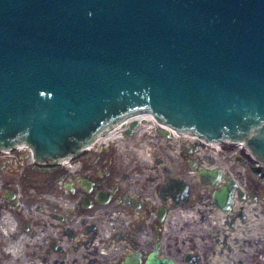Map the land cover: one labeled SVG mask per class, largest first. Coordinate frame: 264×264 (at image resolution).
<instances>
[{"label": "water", "instance_id": "95a60500", "mask_svg": "<svg viewBox=\"0 0 264 264\" xmlns=\"http://www.w3.org/2000/svg\"><path fill=\"white\" fill-rule=\"evenodd\" d=\"M144 113L264 166V0H0V152L51 168Z\"/></svg>", "mask_w": 264, "mask_h": 264}, {"label": "flooded vegetation", "instance_id": "af4514ba", "mask_svg": "<svg viewBox=\"0 0 264 264\" xmlns=\"http://www.w3.org/2000/svg\"><path fill=\"white\" fill-rule=\"evenodd\" d=\"M148 115L124 119L68 164L0 152L3 185L25 180L33 190L22 200L25 248H40V264H69L64 241L75 251L71 264H239L241 251L250 262L240 264H262L264 166L240 142L192 141ZM17 209L9 189L0 201L1 253L15 237ZM38 233L40 244L30 245Z\"/></svg>", "mask_w": 264, "mask_h": 264}, {"label": "rangeland", "instance_id": "374dc122", "mask_svg": "<svg viewBox=\"0 0 264 264\" xmlns=\"http://www.w3.org/2000/svg\"><path fill=\"white\" fill-rule=\"evenodd\" d=\"M192 141H195L194 139H191ZM197 142V141H196ZM22 153L25 151H21ZM30 164L31 162H26L25 164ZM16 167V165H14ZM31 176H33L34 174H37L36 171H31L30 172ZM1 179H7L6 177V173H3L2 175H0V201L4 202L5 201V196H6V192L9 191V189H12L16 194H17V200L19 201V206H21V214L19 213L20 211L17 209L16 212L19 213L21 215V218H19V216H16V223H17V227H16V231L14 233V236H10L8 239V248L7 250H5V254L0 252V264H40V259L39 257L41 256V251L40 248H35L31 246V248H29L27 250V248H25L24 246V241L21 238L23 236V234L27 233L24 231V224H23V215L26 214L28 216V209L25 206V203L23 200V198H25L26 196H28L29 194L33 193V190L31 188H28V186L26 185V181L24 180V183H18L21 187L16 186L14 189L12 187H6L5 185H3ZM34 206V203L30 204V212L33 213L34 215V210L32 209V207ZM22 221V222H21ZM264 229L261 227V232H263ZM30 241L29 244H34V245H38L40 244V236L39 233L38 235H36V237L33 236H29ZM27 241V240H26ZM18 242V243H17ZM66 241H64V245H63V249H64V255L63 257H61L62 260H66L69 264H71L72 259H74L75 257L73 256V253L75 251H73L72 246L70 245H66L65 243ZM17 245L18 248H20V253H18V255L16 257H13V255L11 253H9L10 251L8 250L10 248L11 245ZM68 244V243H67ZM244 254L238 252L236 253V260L238 261V263H242V262H250V254L246 251H241ZM258 251H256L257 253ZM32 254V256H30V254ZM233 254V253H231ZM32 257V258H31ZM65 257V259H64ZM116 258H114L115 260ZM259 261L263 264L264 260L260 258H258ZM242 261V262H241Z\"/></svg>", "mask_w": 264, "mask_h": 264}, {"label": "bare ground", "instance_id": "6f19581e", "mask_svg": "<svg viewBox=\"0 0 264 264\" xmlns=\"http://www.w3.org/2000/svg\"><path fill=\"white\" fill-rule=\"evenodd\" d=\"M134 117H136V116H134ZM147 116H144V118H146ZM148 117H151V118H153V116L152 115H148ZM164 126H166V125H164ZM166 127H168V128H170V129H172L170 126H166ZM172 130H174V129H172ZM195 138L197 137V136H194ZM199 138V137H198ZM28 147L27 145H20L19 147ZM38 229H35V231H37ZM34 231V232H35ZM22 239H23V241H24V246L26 247V244H27V242H25L26 241V239H27V235L26 234H23V236L21 237ZM66 243V242H65ZM5 250H7V249H5ZM5 250L2 252L3 254H5ZM9 253H11V252H9ZM18 253H20V251L18 252ZM18 255V254H17Z\"/></svg>", "mask_w": 264, "mask_h": 264}, {"label": "clouds", "instance_id": "9594fccd", "mask_svg": "<svg viewBox=\"0 0 264 264\" xmlns=\"http://www.w3.org/2000/svg\"><path fill=\"white\" fill-rule=\"evenodd\" d=\"M18 243V242H17ZM11 254L13 255V257H16L18 252L21 250L20 248L17 247V245H11L10 248L8 249Z\"/></svg>", "mask_w": 264, "mask_h": 264}, {"label": "built area", "instance_id": "2783aa9c", "mask_svg": "<svg viewBox=\"0 0 264 264\" xmlns=\"http://www.w3.org/2000/svg\"><path fill=\"white\" fill-rule=\"evenodd\" d=\"M190 139H194V140H196V141H202V142H204L205 144H206V142L204 141V140H200V139H197V138H195V137H190ZM19 150L20 151H25V152H27V151H29L30 149L28 148V147H19ZM69 162H65V164H68Z\"/></svg>", "mask_w": 264, "mask_h": 264}]
</instances>
